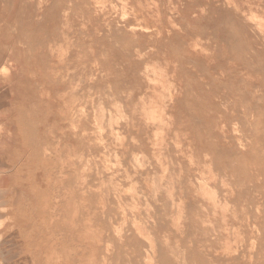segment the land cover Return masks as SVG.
Instances as JSON below:
<instances>
[{"label": "bare ground", "instance_id": "obj_1", "mask_svg": "<svg viewBox=\"0 0 264 264\" xmlns=\"http://www.w3.org/2000/svg\"><path fill=\"white\" fill-rule=\"evenodd\" d=\"M60 2L40 0L23 45L27 81L15 84L28 97L10 120L38 184L24 199V156L0 157V264H264V20L254 23V5L204 0L176 27L159 11L152 20L150 6L114 18L96 0L74 5L84 22L70 21ZM79 23L100 67L75 79L63 58L75 39L63 47ZM12 50L0 48L3 74ZM54 114L63 150L43 146Z\"/></svg>", "mask_w": 264, "mask_h": 264}, {"label": "rangeland", "instance_id": "obj_2", "mask_svg": "<svg viewBox=\"0 0 264 264\" xmlns=\"http://www.w3.org/2000/svg\"><path fill=\"white\" fill-rule=\"evenodd\" d=\"M2 1V3H1V5H5V11H2V10H0V16H1V14L3 15V16H6V18L3 20V27H2V29L0 30V48H1V46H2V48H3V45H5V47H6V49L7 48H9L10 46H12V48H13V50L11 51L12 52V59L14 60V66H13V70H12V72L11 73H9V74H3L4 72H6V73H8V72H10L9 71V64H7L8 62L6 61V59H5V61L3 62L4 64H1L0 65V103H2V105H0V125L4 128V130H2V132H0V157H2V159H3V163L4 162H7V161H9L10 162V158H11V163H13V162H16L17 164L19 163V159H20V157L23 155L24 156V162H22V163H20V164H23L24 163V170H23V173L22 174H24V175H22V176H24L23 178L25 179L24 180V199H28L29 197H31V190H34L35 189V187H36V184H38V182L37 181H33L32 180V178H31V176H30V172H29V164H27L26 163V160H25V158L28 156V154H29V150H27V149H24V146H23V144H24V140H23V138L24 137H22V136H19V135H17V130H16V125H15V123L14 122H11V118L14 116V109H15V107H19V105H21L22 103H24V102H26V100H27V97H26V99H24L25 97V95L26 94H28V91H26V89L24 88V87H20V85H18V84H15V83H20V82H26L27 80L25 79V76H28V74L27 73H24V68H25V66H24V53H25V50L27 49L26 48V46L24 47L23 45H25V41L26 40H31V39H33L36 35V32L37 31H35V27L33 26V25H29L30 23H34L35 21H36V19L38 20L39 18H38V16L37 15H39V14H41V13H43V9H39V8H37V6L39 5V2H40V0H1ZM100 2V1H103V4L100 2V4H102V5H99V6H106L107 4V6L105 7V10L106 9H108L107 10V12L110 14V13H113L114 12V9L116 10V14H117V17H115L116 15H115V12L113 13V14H110V15H112V17H114V18H120V16L121 15H123L124 14V16H129V17H131V15H133L134 14V12L136 13V12H145V11H148L150 8H152V11L155 13V12H157V11H159L158 13H159V16H160V19H162V20H166V21H168V23H171V24H173L174 26H178L179 24H181V23H183V22H185L186 21V19H188V20H192V18L191 17H196L197 16V13L198 12H200L201 10V6H203V4H204V0H192V1H184V2H182V4L180 5L179 3H178V1L179 0H151V2H150V0H149V3H148V0H129V2H127V0H122V2H121V0H106L107 1V3H106V1L105 0H96V2ZM110 1V4H112L111 6L112 7H114L112 10H111V8H110V5H109V2ZM116 1H117V3H116ZM138 1H139V3H138ZM146 1V2H145ZM245 1H247V3L249 4L250 3V6H253L254 5V7L253 8H251V11H253V12H251L250 10H249V13L251 12V13H253L254 14V12L255 13H257V14H259V15H263L264 13H263V10H264V0H245ZM257 1V2H256ZM70 2H72V4H73V6L71 5V3ZM99 2H98V4H99ZM119 2L122 4H119ZM125 2V4H123ZM157 3L158 4V6H157V8L155 9L154 7H156V5H154V3ZM164 2V3H163ZM171 2V3H170ZM115 3L118 5V7L120 6V8H122V9H118L116 6L117 5H115ZM127 3V4H126ZM146 3V4H145ZM148 3V4H147ZM151 3L154 5V7H152L151 6ZM258 3H261L262 5H263V7L261 8V9H259L258 7H256V8H258V9H256L255 8V4H258ZM60 4H62V6H64V8H63V10L61 11V15H62V13L63 14H68V18H69V20L70 21H75V22H80V23H82V21L84 22V20H81L80 18H78V19H73V15H74V13H76V8H77V6L79 7L81 4H82V2H81V0H61V2H60ZM66 4V5H65ZM68 4V5H67ZM70 4V5H69ZM140 4H142V5H140ZM179 4V5H178ZM184 4L185 5H187V8L186 7H184ZM76 6V8H74L75 6ZM16 6V7H15ZM69 6V7H68ZM123 6V7H122ZM127 6V7H126ZM139 6V7H138ZM148 6H150V8H147ZM177 6V7H176ZM183 6V7H182ZM15 8H16V10H15ZM110 8V9H109ZM123 8L126 10L125 12H126V14L127 15H125V13H124V11H121V10H123ZM133 10H132V9ZM134 8H135V10H134ZM140 8V9H139ZM143 8H145L144 10H143ZM162 8V9H161ZM164 8V9H163ZM167 8V9H166ZM176 8V9H175ZM249 7H247V10L248 9H250ZM65 9V10H64ZM143 11H142V10ZM171 11H170V10ZM71 10V14L69 13V11ZM111 10V11H110ZM161 10V11H160ZM177 10V11H176ZM68 11V12H67ZM119 11H121V12H119ZM131 11H132V14H131ZM168 11V12H167ZM173 11V12H172ZM257 11V12H256ZM16 12V13H15ZM170 12V13H169ZM175 12V13H174ZM120 13H122L121 15H120ZM129 13H130V15H129ZM174 15H173V14ZM189 13H192V16H190L189 17ZM17 14V15H16ZM69 14H70V16H69ZM171 14V15H170ZM155 15L156 16H154V18L152 19V20H155V19H157L158 18V14L157 13H155ZM180 15V16H179ZM255 15V19L254 20H256L257 19V22L255 21H253L255 24H257L258 23V21L260 20L261 22L264 20L263 18H264V16H257L256 14H254ZM253 15V16H254ZM14 16H16V17H14ZM169 16L171 17V18H169ZM173 16H174V21H173ZM176 16V17H175ZM188 16V17H187ZM257 16V17H256ZM166 17V18H165ZM259 18V19H258ZM262 18V19H261ZM13 19H15L14 21H13ZM172 19V20H171ZM0 20L2 21V19H1V17H0ZM17 20V21H16ZM64 19L61 17L60 18V20H59V22H62ZM193 21V20H192ZM4 22H5V24H4ZM139 22H142V20L140 21L139 20ZM9 23V24H8ZM75 24V25H73L72 27H71V29H70V31H72V32H67L68 34H69V42L70 43H68L67 45H64V49L61 47V49H63L64 50V52L67 54L70 50H72V51H70L69 52V54H67V55H69V57H66L67 55L66 54H63L64 52H63V50H61V53L63 54V55H66L65 57H63L62 55V57L64 58V59H68V60H66V62H68V64H69V66L68 67H70V70H73L72 71V73H73V75H72V73H71V71L66 67L65 68V72H64V75H66V76H70V77H75V79H77V76H78V78L80 77V74H81V72H82V69H84V67H85V69L86 68H92L93 70H95L96 68H95V66L97 67H100L96 62H94L95 60H98V59H100V48L98 47H94L93 49H90L91 51L92 50H94V51H92L91 53H90V51H89V48L87 47V43H88V41H89V36H88V34H86V25H84V27H85V29H84V27L82 26L83 24ZM260 23V22H259ZM258 23V25H260ZM262 24H264V22H262ZM2 25V24H1ZM17 25V26H16ZM83 28H82V27ZM264 25H262V26H260V30H263L264 29V27H263ZM16 27H17V29H16ZM81 27V28H80ZM11 28V29H10ZM13 29V31H11ZM16 29V30H15ZM78 29H80V30H78ZM84 29V30H83ZM24 30V31H23ZM2 32H4V33H2ZM5 32H7V34H9L8 35V37H9V39H11V40H7L6 38H5ZM12 32V33H11ZM15 32H17L16 34H15ZM77 32V33H76ZM26 33H28L29 35H27ZM33 33V34H32ZM82 34V35H80V34ZM85 33V34H84ZM3 34V35H2ZM23 34L25 35V36H23ZM74 34V35H73ZM78 34V35H77ZM34 35V36H33ZM77 35V36H76ZM86 37V39L84 40V36ZM29 36V37H28ZM71 36H72V38H71ZM78 36H80V38L78 37ZM2 37V38H1ZM25 37H27V38H25ZM78 38H79V41H77L78 40ZM82 38V39H81ZM73 39H75L73 42H74V44H76L77 46H75L74 44H73V46L71 45L70 47H67V49L69 50V51H65V47L66 46H69L70 44H72L73 42H71ZM198 39H201V40H199L200 42L199 43H201V42H203V40H204V44H206V42H207V34H204V33H202V34H200V35H197L196 36V40H198ZM14 41H16L15 43H14ZM12 42V43H11ZM21 43V45L22 46H19L18 44H20ZM84 42V43H83ZM23 43V44H22ZM83 43V44H82ZM86 43V44H85ZM202 44V43H201ZM76 47L75 49L74 48H72V47ZM85 46H86V48H85ZM79 47L80 48H83V49H80L79 50ZM21 50V51H20ZM60 50V49H59ZM79 50V51H78ZM83 50V51H82ZM98 51V52H97ZM60 52V51H59ZM84 52L86 53V54H84ZM96 52V53H95ZM93 53H95V54H93ZM92 54H93V56H95L94 57V61H93V56H92ZM81 55V56H80ZM86 55H87V58H86ZM8 56V55H7ZM6 56V57H7ZM70 56H72V57H70ZM78 56V57H77ZM84 56V57H83ZM79 57H81V58H79ZM11 58V57H10ZM83 58L85 59L86 58V60H87V62H86V60H83ZM88 59H89V61H88ZM80 61V63H79V61ZM65 62V61H64ZM65 62V63H66ZM74 62V63H73ZM81 62H82V64H81ZM95 63V66L94 67H92L93 65H94V63ZM92 65H91V64ZM78 64H80V65H78ZM223 64V63H222ZM84 65V66H83ZM3 66H5V67H7V70H3ZM79 66V67H78ZM78 69H77V68ZM81 70H80V69ZM95 68V69H94ZM2 69V70H1ZM67 69H68V72H67ZM27 70H29V71H31L32 69H27ZM75 70V71H74ZM77 70H79V71H77ZM2 71H4V72H2ZM19 71V72H18ZM67 72V73H66ZM77 72V73H76ZM22 73V74H21ZM66 73V74H65ZM69 73H71L70 75H69ZM85 73V72H84ZM3 74V75H2ZM17 74V75H16ZM75 74H76V76H75ZM7 75V76H6ZM23 75V76H22ZM5 76V77H4ZM22 76V77H21ZM29 77H31V75H29ZM94 77V76H93ZM92 77V78H93ZM88 78L90 79V76L88 75ZM91 78V79H92ZM95 78V77H94ZM5 80H10L12 83H13V85H11V87H13L12 89H9V90H5V89H3L5 86H7L4 82H5ZM17 87H18V89H17ZM23 88V89H22ZM17 91H18V93H17ZM21 94H20V93ZM36 92V91H35ZM20 94V95H19ZM36 93H33V95H35ZM94 98V97H93ZM88 101H89V103H87L86 105L87 106H85V107H88V108H90L92 105H93V102H94V104H96L97 102H95L96 101V98L93 100V99H87ZM91 101H93L92 102V105L90 104L91 103ZM84 102H86V101H84ZM83 102V103H84ZM81 104H82V102H81ZM81 104L79 103L78 105L79 106H81ZM85 104V103H84ZM88 104L90 105V107L88 106ZM82 108H84V105H83V107ZM8 110L10 111V112H8ZM55 116H56V114H54V115H52L50 118H48V122H42V123H45L46 124V126L45 125H42V129L43 130H48L49 131V133H48V131H47V134H48V137L49 138H47V141H46V143L43 145V146H45V147H47V144H48V146L49 147H54V149H59V150H63L64 149V147L63 146H65V143H64V141H63V139H62V131L60 130V129H58L57 127H54V124H57V125H61V122L59 121V120H57V119H55ZM34 121L37 123L38 122V119L37 118H34ZM14 129V130H13ZM51 131V132H50ZM65 132V131H64ZM69 134V132L68 131H66V135H68ZM53 136L52 138H51V136ZM64 137H65V135H64ZM11 138V139H10ZM51 138V139H50ZM15 140V141H14ZM9 141V142H8ZM17 143V144H16ZM52 143V144H51ZM56 143V144H55ZM14 144V145H13ZM16 144V145H15ZM50 144V145H49ZM17 150V151H16ZM17 152V153H16ZM5 154V155H4ZM16 155V156H15ZM15 156V157H14ZM19 164V165H20ZM5 166V165H4ZM6 168L5 167H3V165L0 167V170L1 171H3V170H5ZM6 171H8V170H5V172ZM13 172H21L20 170H13ZM29 172V173H28ZM20 174V173H19ZM19 174H17L16 175V177L17 178H15V179H20L19 178ZM28 176H30V177H28ZM23 178H21V179H23ZM28 179H30V181H28ZM34 186V187H33ZM233 243H234V241H232ZM232 243V244H233ZM22 260L20 257H15V258H13V260H14V262L16 261V260H18V261H20V260Z\"/></svg>", "mask_w": 264, "mask_h": 264}]
</instances>
